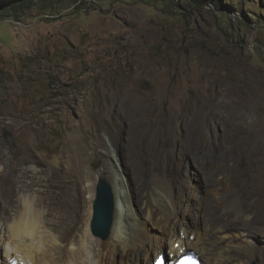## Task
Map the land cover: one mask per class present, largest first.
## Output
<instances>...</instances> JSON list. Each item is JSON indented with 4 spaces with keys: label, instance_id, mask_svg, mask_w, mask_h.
Returning a JSON list of instances; mask_svg holds the SVG:
<instances>
[{
    "label": "rangeland",
    "instance_id": "rangeland-1",
    "mask_svg": "<svg viewBox=\"0 0 264 264\" xmlns=\"http://www.w3.org/2000/svg\"><path fill=\"white\" fill-rule=\"evenodd\" d=\"M17 1L0 0V207L19 206L10 222L43 199L52 233L65 231L57 214L76 225L62 253L73 238L86 244L90 192L100 176L111 182L112 149L132 185L157 173L237 182L253 205L244 217L264 228V190H253L264 182V0ZM29 152L40 165L22 160ZM14 165L43 169L42 183ZM254 241L264 251L263 231ZM259 251L243 264H264Z\"/></svg>",
    "mask_w": 264,
    "mask_h": 264
},
{
    "label": "bare ground",
    "instance_id": "bare-ground-1",
    "mask_svg": "<svg viewBox=\"0 0 264 264\" xmlns=\"http://www.w3.org/2000/svg\"><path fill=\"white\" fill-rule=\"evenodd\" d=\"M111 152L114 157H110L112 166L109 170L115 191V208L107 240L91 234L93 236L88 235L85 244L73 238L64 252L67 254H63L61 242L69 239L68 234L76 229L72 221L57 214L54 218H58L65 231L63 234L52 233L44 219V215L51 212L44 213L36 208L38 203H46L45 200L33 198L31 204L23 205L19 221L10 222L8 217L19 212V206L6 198L8 207L1 205L0 209L7 214L5 219L11 224L0 220V264H12L13 261L16 264H151L162 253H167L171 260L187 249L197 252L203 264H243L247 257L253 258L258 249L263 257L264 251L253 240L259 232H264V228L254 226L250 216L244 217L253 205L246 200L247 189H239L237 182L232 181L224 187L217 179L195 183L188 173L183 178L157 173L140 185H132L112 149ZM26 155L23 154V161L40 165L34 153ZM17 170L25 175L33 171L32 185L43 181L36 175L43 169L11 167V172ZM91 190L89 197L93 199V186ZM253 190L262 192L264 182H259ZM208 193L218 200L209 209L206 204ZM58 201L53 203L59 206Z\"/></svg>",
    "mask_w": 264,
    "mask_h": 264
},
{
    "label": "water",
    "instance_id": "water-1",
    "mask_svg": "<svg viewBox=\"0 0 264 264\" xmlns=\"http://www.w3.org/2000/svg\"><path fill=\"white\" fill-rule=\"evenodd\" d=\"M115 191L105 177H99L94 189L92 215L89 223L91 234L106 239L114 219ZM168 260L167 255H165Z\"/></svg>",
    "mask_w": 264,
    "mask_h": 264
},
{
    "label": "clouds",
    "instance_id": "clouds-1",
    "mask_svg": "<svg viewBox=\"0 0 264 264\" xmlns=\"http://www.w3.org/2000/svg\"><path fill=\"white\" fill-rule=\"evenodd\" d=\"M189 252H193L198 258H199V260L201 261V257H200V255L197 253V252H195L193 249H187L186 251H184V252H182V254H185V253H189ZM165 255H167V257H168V254L167 253H162V255L161 256H163V258L165 259V263L164 264H169L170 263V261L171 260H173V259H169V257H168V260L166 259V257H165ZM179 255V254H178ZM158 260V259H157ZM157 260L155 261V262H153V263H151V264H156V262H157ZM201 264H203L202 263V261H201Z\"/></svg>",
    "mask_w": 264,
    "mask_h": 264
},
{
    "label": "trees",
    "instance_id": "trees-1",
    "mask_svg": "<svg viewBox=\"0 0 264 264\" xmlns=\"http://www.w3.org/2000/svg\"><path fill=\"white\" fill-rule=\"evenodd\" d=\"M33 0H19L17 2H14L13 4H11L10 6L13 8V7H16V8H20V7H25L27 6V4L29 3H32ZM4 7L6 5H3ZM3 6H0V7H3Z\"/></svg>",
    "mask_w": 264,
    "mask_h": 264
},
{
    "label": "snow or ice",
    "instance_id": "snow-or-ice-1",
    "mask_svg": "<svg viewBox=\"0 0 264 264\" xmlns=\"http://www.w3.org/2000/svg\"><path fill=\"white\" fill-rule=\"evenodd\" d=\"M188 260H190V258L185 257L183 260L179 261L178 264H186ZM12 264H16V262L13 261ZM158 264H160V262H158Z\"/></svg>",
    "mask_w": 264,
    "mask_h": 264
}]
</instances>
